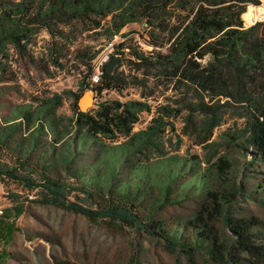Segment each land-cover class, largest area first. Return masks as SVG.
I'll return each mask as SVG.
<instances>
[{
  "label": "trees",
  "instance_id": "obj_1",
  "mask_svg": "<svg viewBox=\"0 0 264 264\" xmlns=\"http://www.w3.org/2000/svg\"><path fill=\"white\" fill-rule=\"evenodd\" d=\"M249 2L256 0H0V55L11 45L33 59L29 45L44 29L51 50L49 60L40 59L59 67L71 59L83 72L77 90L54 92L32 109L17 106L0 125V151L7 156L0 159V182L34 194L8 192L0 264L12 257L7 246L26 200L145 232L192 263L202 253L216 264H264L261 221L231 214L237 198L249 195L243 179L251 167L264 166V22L242 27L240 13ZM238 6L227 16L218 12ZM136 21L148 47L134 30L122 31ZM87 39L111 42L97 73L93 60L102 46ZM129 87L139 98L97 99L104 90ZM84 89L93 91L94 101L82 111L75 103ZM66 98L72 114H57ZM230 108L245 122L232 136L246 168L238 181L225 153L204 167L179 154L149 157L151 149L162 152L170 118L184 112L202 142ZM144 110L153 115L134 129ZM87 148L94 149L92 160L77 164ZM259 174L251 192L264 206V167ZM186 197L200 199L189 219L168 222L159 215ZM219 217L223 232L214 224Z\"/></svg>",
  "mask_w": 264,
  "mask_h": 264
},
{
  "label": "rangeland",
  "instance_id": "obj_2",
  "mask_svg": "<svg viewBox=\"0 0 264 264\" xmlns=\"http://www.w3.org/2000/svg\"><path fill=\"white\" fill-rule=\"evenodd\" d=\"M239 9V6L224 7L218 9V12L227 16L230 12H238ZM126 30H134L133 34L140 44L148 47L140 37V33H144V25L141 22L128 23L122 28V31ZM144 35L147 36L145 33ZM33 37L29 45L33 59L19 54L11 45L7 46L4 55H0V125L7 116L14 113L15 107L32 109L43 97L54 92H60L65 88L77 90L79 81L83 78L82 66L79 67L71 59L64 60L63 67L40 59L43 57L49 60L51 40L46 30L39 29ZM113 39L119 40L120 36L116 35ZM86 41L96 47L102 46L99 41L90 39ZM110 49L111 42L102 46L94 58L95 73L98 72V64ZM95 73L91 78L92 81L96 79ZM167 93L171 94V91L168 90ZM114 98L121 100L139 98V94L135 88L129 87L121 93L116 90H104L97 97L98 100ZM149 102L155 103L153 100ZM55 111L60 115H71L70 99H64ZM224 113L223 123L214 128L209 137L202 142H198L200 137L198 130H191L187 124L184 112L170 118L171 123L164 130L162 152L151 149L148 152L149 157L179 154L204 167L209 164L208 158L213 160L225 153L232 158L235 167L232 178L238 181L243 177L242 172L246 168L242 156L234 146L235 137L232 136L243 128L245 122L244 118L236 116L232 108L226 109ZM152 115V112L141 111L134 129L144 127ZM46 137L50 138V136ZM41 138L43 139V136ZM212 141L216 142L212 143ZM43 148H47L46 145ZM92 151L94 149H80L77 164L90 162ZM6 158L7 156L0 151V159L7 160ZM263 167V165L251 167L250 175L243 179L245 191L249 190V195L245 198L242 196L237 198L231 214L256 216L264 230V206L251 192L260 176L259 170ZM123 172L126 173L127 168ZM10 191H17L22 196L27 194L28 198L34 196L33 192L26 193L14 184L4 185L0 182V208L5 210L9 208L8 192ZM71 198L76 197L71 196ZM199 200L198 197H186L179 203L165 205L159 211V215L168 222L189 219L199 208ZM16 224L17 230L7 246L12 257L7 258L4 264H216L202 253L196 254L192 263L185 255L168 251L161 240L145 232L103 219L92 220L82 214L36 201L24 202V211L16 218ZM214 224L220 232L225 230L220 217L214 220Z\"/></svg>",
  "mask_w": 264,
  "mask_h": 264
},
{
  "label": "built area",
  "instance_id": "obj_3",
  "mask_svg": "<svg viewBox=\"0 0 264 264\" xmlns=\"http://www.w3.org/2000/svg\"><path fill=\"white\" fill-rule=\"evenodd\" d=\"M240 17L242 20V27L264 22V0H256V2L247 3L244 10L240 13ZM2 212L3 208H0V215Z\"/></svg>",
  "mask_w": 264,
  "mask_h": 264
},
{
  "label": "water",
  "instance_id": "obj_4",
  "mask_svg": "<svg viewBox=\"0 0 264 264\" xmlns=\"http://www.w3.org/2000/svg\"><path fill=\"white\" fill-rule=\"evenodd\" d=\"M93 101V91L91 89H84L79 93L75 104L79 110L85 111L93 104Z\"/></svg>",
  "mask_w": 264,
  "mask_h": 264
}]
</instances>
